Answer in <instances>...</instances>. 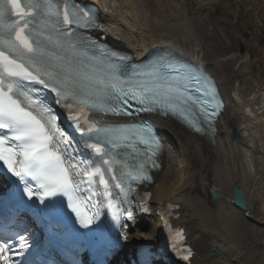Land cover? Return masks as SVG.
<instances>
[{
    "label": "snow or ice",
    "instance_id": "obj_1",
    "mask_svg": "<svg viewBox=\"0 0 264 264\" xmlns=\"http://www.w3.org/2000/svg\"><path fill=\"white\" fill-rule=\"evenodd\" d=\"M12 16L17 19H11ZM93 27L94 6L82 7L78 0H25L23 5L21 0H0V129H7L12 133L11 139L19 142L16 147L5 146L8 138L0 137V161L19 181L26 185L30 180L38 183L43 190L42 204L47 203L45 197L55 200L74 190L70 168L78 165L66 163L59 151V143L70 142L57 127L51 108L38 97L34 99L28 90L16 87L12 80L5 83L6 78L43 85L55 93L57 103L63 102L69 110L73 107L68 102L71 100L77 106L101 113L100 118H88L86 129L80 125L78 115L74 114L72 119L82 132L86 131L97 141L90 147L102 157L107 152L99 146L101 142L127 148L135 141L146 145L147 151L136 152L134 156L145 155L151 160L155 155L159 141L146 125L112 124L105 119L110 115H133L131 100L141 105V111L164 108L173 112L186 109L189 103H201L191 95L192 90L210 97L203 104L216 100L215 86L194 66L170 56H159L148 64L129 63V57L107 49L81 31ZM220 106L217 101L214 108ZM215 114L213 111L212 115ZM113 163L110 157L102 161V165ZM152 166L155 167L154 162ZM146 168L147 160H144L127 173L120 170L119 176L112 168L103 166L96 172L100 173V183L107 188L109 181L103 173L113 171L112 178L123 188L126 177L141 182L152 179ZM27 195L33 198L31 188L27 189ZM108 196L111 197L110 192ZM124 211L128 219L133 218L132 211ZM82 223L87 226L92 219L86 218ZM20 240L27 246L23 236ZM13 255L7 242H0V261L18 264ZM190 256L189 250L182 258L187 261Z\"/></svg>",
    "mask_w": 264,
    "mask_h": 264
},
{
    "label": "bare ground",
    "instance_id": "obj_2",
    "mask_svg": "<svg viewBox=\"0 0 264 264\" xmlns=\"http://www.w3.org/2000/svg\"><path fill=\"white\" fill-rule=\"evenodd\" d=\"M98 1L103 6L102 16L105 15L106 25L118 32L119 36L116 38L121 47L128 48L141 57L149 49L164 44L178 50L189 59L195 61L200 59L202 65L217 78L228 101L213 143L206 144L198 140L175 122L161 121V126L165 130L163 134L168 142V151L166 158L164 156L165 161L161 164V170L154 173L153 184L149 187L152 207L158 210L167 203L178 207L177 213L181 216L174 223L186 227L189 242L197 251L192 264H198L200 260H203L204 264H221L225 258L230 264L234 262L244 264L252 258L259 259L256 248L250 251V255L243 254L242 248L240 250V247L250 245L252 242L248 244L245 241L241 242L245 238H239L242 233L239 227L245 222L253 223V220L245 221L244 213L234 212L229 205V199L231 187L243 183V188L248 189L245 190L247 216L253 218L254 199L249 195L253 185L250 187L247 182L254 181L255 177L261 179L264 172L258 163L261 150L256 142L257 133L254 132V126H258L255 123L258 115L264 117V93H261L262 86L258 87L250 79V73L245 71V58L236 47H232L231 37L225 35L223 39L214 25L204 23L199 17L200 11L208 10L215 0H202L195 17H191L193 13L185 12L184 15L190 17L187 16L188 21L185 20L182 26L167 24L158 17L150 18L147 0ZM133 29H136L137 33L134 34ZM245 81L252 86V96H248L247 99L239 93L242 86H245L243 85ZM233 127L240 133V138L236 141H231L228 135L229 129ZM174 148L181 156L179 176L176 180L172 179L175 168L171 151L174 153ZM259 168L263 172H260ZM208 188L215 189L222 198L216 202L211 201L208 197ZM238 214L242 219L237 217ZM154 219L152 224L155 222V229H158L160 222L158 218L155 221ZM248 224L244 225L246 232L250 231L248 232L250 235L251 232L255 233L254 243L259 245L263 240L264 230L260 231V228H253ZM136 238L148 240L150 237L142 232L140 235L132 234L130 241ZM252 240L250 238V241ZM232 249H235V254L231 257ZM213 250H220L221 256L209 258L208 254Z\"/></svg>",
    "mask_w": 264,
    "mask_h": 264
},
{
    "label": "rangeland",
    "instance_id": "obj_3",
    "mask_svg": "<svg viewBox=\"0 0 264 264\" xmlns=\"http://www.w3.org/2000/svg\"><path fill=\"white\" fill-rule=\"evenodd\" d=\"M144 1V0H143ZM155 1V2H154ZM179 1L181 0H162V4L160 5L158 3V0H147L146 5L148 8V12L151 17H158L164 20L167 24L169 21H174V23H169L174 26H182L185 20H187V15H184L185 12L192 13L194 12L198 6L199 2L202 0H183L182 3ZM220 2H215L214 5L210 9L209 17L205 13H201L202 19L205 20L204 23H213L215 28L218 30V32L223 36L222 38L225 39V35H229L231 38L230 42L232 47H238L239 51L242 50V54L247 57L246 66L253 77L255 78V81L258 86H262V93H264V7L262 8L260 5L257 4V0H244L241 4V14L237 18V20H232L231 18V0H218ZM157 5H156V4ZM167 3V4H166ZM170 3V5H169ZM181 7L180 8V4ZM165 4V5H164ZM168 5V6H167ZM186 9H185V7ZM165 6V7H164ZM167 6V7H166ZM166 8V10H165ZM161 9V10H160ZM164 9V10H163ZM170 9V10H169ZM157 10L160 11V13H157ZM168 10V11H167ZM165 13H164V12ZM174 11V12H173ZM171 12H173L171 14ZM166 13L168 15H166ZM184 15V17H183ZM172 16V17H171ZM160 20V19H158ZM168 21V22H167ZM188 21V20H187ZM165 23V24H166ZM212 24V25H213ZM173 26V27H174ZM229 39V37H227ZM235 49V48H234ZM245 83V84H244ZM243 83L242 88L240 89V95L244 97V99H247L252 93V86L245 81ZM241 91L243 94H241ZM257 106H255L256 109ZM259 118L255 117V123L258 126H254V132L257 133V145L260 146L259 149L261 150L260 159H258V163L261 164L260 167L264 170V117L261 115V117L258 115ZM260 120V121H259ZM262 123V124H261ZM260 125V126H259ZM259 127V128H258ZM260 141V142H259ZM260 144V145H259ZM263 148V149H261ZM263 150V151H262ZM263 154V155H262ZM262 157V159H261ZM262 162L260 163V161ZM263 165V166H262ZM259 168L258 170L260 172H263V170ZM255 177V180L248 183L250 187L253 188L250 190V197L251 199H254L253 204V211L255 214L253 215V219L262 223L261 226L255 225V223H251L248 225H251L253 228L258 227L260 231L264 230V172L263 175L260 178ZM176 180V178H175ZM258 181V182H257ZM260 182V183H259ZM255 183V184H254ZM258 183V184H257ZM260 184V185H259ZM257 186V187H256ZM255 187V188H254ZM256 189V190H255ZM245 190H248L245 188ZM247 193V191H245ZM255 192V193H253ZM257 192V193H256ZM256 195V196H255ZM255 216V217H254ZM252 218V217H251ZM252 219V220H253ZM248 220V219H247ZM248 222L243 223L242 226H246ZM240 226L239 228L245 230L246 227ZM249 229V227H247ZM263 228V229H262ZM240 229V230H241ZM144 232H147L148 235L153 234V229H147ZM242 232V231H241ZM250 232V231H248ZM246 232V233H248ZM243 233V234H242ZM240 235V239L243 236L245 239L251 238L252 241L249 240V242H252L250 245L242 246L240 247V250H242L243 254L250 255V251L252 249L256 248L257 254L259 255V259L256 260V264H264V235L262 237V242L259 243V245L255 244L256 240L254 239L255 233L251 232L248 233V236L245 232H242ZM253 234V235H252ZM246 235V236H244ZM248 244V243H247ZM253 245V246H252ZM249 246V248H248ZM257 246V247H256ZM263 247V248H262ZM242 248V249H241ZM250 249V250H249ZM254 259V258H252ZM261 260V261H260ZM259 261V262H258Z\"/></svg>",
    "mask_w": 264,
    "mask_h": 264
},
{
    "label": "water",
    "instance_id": "obj_4",
    "mask_svg": "<svg viewBox=\"0 0 264 264\" xmlns=\"http://www.w3.org/2000/svg\"><path fill=\"white\" fill-rule=\"evenodd\" d=\"M239 137V134L237 131L233 128L232 129V139H237ZM232 195H233V204L234 206L241 208L243 211L247 209L246 202L243 196L242 191L238 187H234L232 189Z\"/></svg>",
    "mask_w": 264,
    "mask_h": 264
}]
</instances>
